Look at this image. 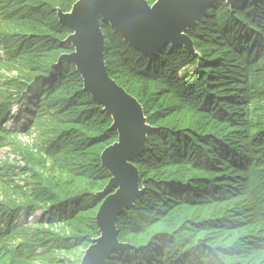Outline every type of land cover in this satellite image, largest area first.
<instances>
[{
    "label": "trees",
    "instance_id": "trees-1",
    "mask_svg": "<svg viewBox=\"0 0 264 264\" xmlns=\"http://www.w3.org/2000/svg\"><path fill=\"white\" fill-rule=\"evenodd\" d=\"M77 1L0 0V50L16 72L0 88V148L20 154L0 162V264H80L99 235L111 177L100 155L117 133L59 61L73 47L57 11ZM100 27L108 75L154 128L132 161L143 195L116 222L129 247L106 264H264V0L214 3L187 31L193 54L168 45L149 56ZM34 88L28 126H3ZM38 210L40 220H16Z\"/></svg>",
    "mask_w": 264,
    "mask_h": 264
},
{
    "label": "water",
    "instance_id": "water-1",
    "mask_svg": "<svg viewBox=\"0 0 264 264\" xmlns=\"http://www.w3.org/2000/svg\"><path fill=\"white\" fill-rule=\"evenodd\" d=\"M221 1L232 7L257 0H156L151 5L146 0H78L69 12L57 11L59 22L72 31L65 41L73 47V52L62 55L59 61L75 66L84 91L103 106V112L112 120L109 130L117 133L116 142L100 155L111 177L98 193L104 198L95 216L99 236L85 250L80 264H106L114 252L129 247L119 241L116 222L143 195L139 172L132 161L143 154L147 136L154 130L138 100L108 75L101 21L143 54L155 56L168 45L193 54V41L187 31L195 29L208 9Z\"/></svg>",
    "mask_w": 264,
    "mask_h": 264
},
{
    "label": "rangeland",
    "instance_id": "rangeland-1",
    "mask_svg": "<svg viewBox=\"0 0 264 264\" xmlns=\"http://www.w3.org/2000/svg\"><path fill=\"white\" fill-rule=\"evenodd\" d=\"M64 13H66V12H64ZM71 33H72V31H71ZM68 36L66 37V39L68 38ZM5 60H7L6 54H4L3 50L1 49L0 50V88L1 89L4 88L3 87L4 86V82L8 81V79L13 78L16 75V72H14L12 70L8 71L5 68V64L3 63V62H5ZM182 75H183V73H181V76ZM36 92H37V90L34 88V90L32 89L31 95L27 94L28 102H24V104H22V109H21L22 110V116H21V119H18V115H17L18 112L21 111V110H19L20 106L17 103H15L10 108V110H11L10 120L6 121L3 126H5L8 129H11V131L22 130L23 128L28 126V124H29V122L31 120V116L35 112V108L33 106V103H34L33 97L36 95ZM33 130H34V128H33ZM32 137H33V139L35 138V134L34 133H33ZM18 139H19V141L22 144H30L31 143L30 142V136L28 137L25 134L19 135ZM21 156L25 157V155H21ZM4 159H8L10 162H12V161H20V154L16 153L14 150L10 149L9 147L4 146V147L0 148V162L3 161ZM19 166H22V163H20ZM15 173L17 174L18 171H16ZM0 198H1V192H0ZM44 216H45V214L41 210L36 211L35 214H33V215L25 213V212H21V213H19L17 215L16 220L18 222H20V223H26V222L34 221V220H37V219L40 220ZM83 250H84V248L80 249V251H83ZM74 256L77 257V256H80V255L78 253H75Z\"/></svg>",
    "mask_w": 264,
    "mask_h": 264
}]
</instances>
